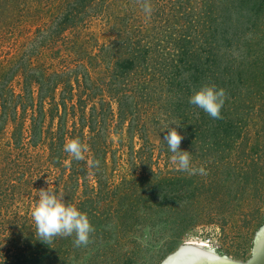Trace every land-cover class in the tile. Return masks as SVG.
Instances as JSON below:
<instances>
[{
    "label": "rangeland",
    "instance_id": "rangeland-1",
    "mask_svg": "<svg viewBox=\"0 0 264 264\" xmlns=\"http://www.w3.org/2000/svg\"><path fill=\"white\" fill-rule=\"evenodd\" d=\"M154 44L153 62L187 67L189 94L142 75L128 85L151 81L148 100L119 92L111 73ZM60 77L72 99L53 90ZM209 84L226 93L219 119L188 102ZM117 109L119 129L106 116ZM173 121L205 175L171 162L160 130ZM72 139L85 160L63 151ZM48 186L87 215L88 245L36 239L31 209ZM263 222L264 0H0V264H159L196 235L246 261Z\"/></svg>",
    "mask_w": 264,
    "mask_h": 264
},
{
    "label": "clouds",
    "instance_id": "clouds-1",
    "mask_svg": "<svg viewBox=\"0 0 264 264\" xmlns=\"http://www.w3.org/2000/svg\"><path fill=\"white\" fill-rule=\"evenodd\" d=\"M146 14H150L151 7L147 3L142 5ZM226 93L223 88L215 85H203L192 92L188 98L191 105L196 106L213 119L221 117V109L225 103ZM173 125L180 122H169L160 131L167 128V134L163 140L171 153V162L181 171L190 175H205L204 167H194L191 163L190 151L182 150L180 143L183 137ZM63 151L69 153L75 161L85 160L87 148L78 139L69 140L63 145ZM99 161H89L90 167H97ZM49 185V182L47 180ZM38 199L31 209V217L35 225V237L49 245L54 237H73L76 247L86 246L90 242V236L94 227L87 215L79 208L65 203L63 194H57L51 187L40 188Z\"/></svg>",
    "mask_w": 264,
    "mask_h": 264
},
{
    "label": "trees",
    "instance_id": "trees-1",
    "mask_svg": "<svg viewBox=\"0 0 264 264\" xmlns=\"http://www.w3.org/2000/svg\"><path fill=\"white\" fill-rule=\"evenodd\" d=\"M188 37L190 38V36H188ZM156 46H158V45L154 44L153 48H150V47L143 48V50H142L143 51V54H142L143 57L141 56V58L138 62L132 63L133 61L129 59V60L125 61V64L127 66L122 64L117 69H114L115 72H112L111 75L115 76L118 79L119 78L122 79L121 83H122V85L124 84L123 86H121V89H119V92H123V94H125L127 91L129 94L134 93L131 96L135 97L136 99L137 98L140 99L139 97H141L143 100H144V98L146 100H148L149 96H151V93L154 92V90L152 91L154 85L151 84V81H153L155 78L157 79L158 77H161L162 85L165 86V88L163 90L165 93H168L172 96H176L178 92H182V91L186 92V94L188 93V91L182 85L183 84L182 80L179 79L180 73L182 72V70H186L187 67L186 68L181 67L182 68L181 69L179 66H176L175 63H173V62H167V63H159L158 61L153 62L151 60V58H153V56H152L153 54L150 53V51H153L156 48ZM187 51L188 50L186 49V52H184L183 54H187ZM184 64H186L185 61H184ZM69 65L70 64L65 63V66L67 67V69L65 71L64 69L66 67L63 66L62 70H64V72L69 71L70 70ZM112 70H113V67H112ZM56 74L60 75L61 73L56 72ZM141 75L148 77V79H151V81L144 83V82H140L139 79H137L136 80L137 83L135 82V84L132 86L128 85V83L133 78H136L135 76H141ZM75 81L78 83L77 80H75ZM78 85L79 84H77V86ZM57 86L58 87L62 86V89H64L66 91L65 96H68L69 99H72L71 96L68 94V92H70V94H71L73 91V88H74L71 80H69V79L68 80H62L60 77L57 84L53 87V90H55L57 88ZM161 94H163V93H161ZM93 95L94 96H101V97L103 96V94L99 93V92H95V94L93 92ZM78 96H79V98L81 97L79 94H78ZM175 106H176V109H175L176 114H178V116L181 115L183 113V108L179 107L180 104H177ZM151 107H152V105L149 108L151 109ZM177 108L180 109L182 111V113ZM115 115H117L116 119L114 117ZM106 116H109V118L108 117L107 118L109 119L108 121L110 124L112 123L113 119L115 120L116 123H114V124H115L116 129H119L120 126H124V124L126 123L125 118H124L125 114H124V112L120 111V109H117L116 113L113 110H111V111L109 110L108 114H106ZM180 118H181V116H180ZM182 118H184V117H182ZM138 120L139 119H137V122H138ZM145 121H146V119L142 123L143 126L145 125L144 124ZM144 128H146V127H144ZM219 252H220V250H219Z\"/></svg>",
    "mask_w": 264,
    "mask_h": 264
},
{
    "label": "water",
    "instance_id": "water-1",
    "mask_svg": "<svg viewBox=\"0 0 264 264\" xmlns=\"http://www.w3.org/2000/svg\"><path fill=\"white\" fill-rule=\"evenodd\" d=\"M159 264H264V222L254 234L251 255L246 261L233 260L214 245L185 242Z\"/></svg>",
    "mask_w": 264,
    "mask_h": 264
},
{
    "label": "built area",
    "instance_id": "built-area-1",
    "mask_svg": "<svg viewBox=\"0 0 264 264\" xmlns=\"http://www.w3.org/2000/svg\"><path fill=\"white\" fill-rule=\"evenodd\" d=\"M193 238L195 239V241L203 242L209 245H214V240L211 236L196 235V236H193Z\"/></svg>",
    "mask_w": 264,
    "mask_h": 264
},
{
    "label": "bare ground",
    "instance_id": "bare-ground-1",
    "mask_svg": "<svg viewBox=\"0 0 264 264\" xmlns=\"http://www.w3.org/2000/svg\"><path fill=\"white\" fill-rule=\"evenodd\" d=\"M187 243H203V242L195 241V239H194V240L187 242Z\"/></svg>",
    "mask_w": 264,
    "mask_h": 264
}]
</instances>
